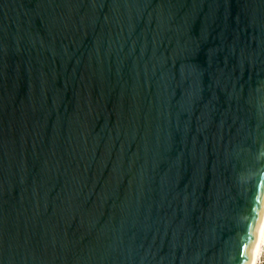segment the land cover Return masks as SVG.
Returning a JSON list of instances; mask_svg holds the SVG:
<instances>
[{
  "label": "water",
  "instance_id": "obj_1",
  "mask_svg": "<svg viewBox=\"0 0 264 264\" xmlns=\"http://www.w3.org/2000/svg\"><path fill=\"white\" fill-rule=\"evenodd\" d=\"M264 213V0H0V264H249Z\"/></svg>",
  "mask_w": 264,
  "mask_h": 264
},
{
  "label": "bare ground",
  "instance_id": "obj_2",
  "mask_svg": "<svg viewBox=\"0 0 264 264\" xmlns=\"http://www.w3.org/2000/svg\"><path fill=\"white\" fill-rule=\"evenodd\" d=\"M263 248H264V213L260 222L259 237L255 243L249 264H259V259Z\"/></svg>",
  "mask_w": 264,
  "mask_h": 264
},
{
  "label": "rangeland",
  "instance_id": "obj_3",
  "mask_svg": "<svg viewBox=\"0 0 264 264\" xmlns=\"http://www.w3.org/2000/svg\"><path fill=\"white\" fill-rule=\"evenodd\" d=\"M259 264H264V248H263L261 255H260Z\"/></svg>",
  "mask_w": 264,
  "mask_h": 264
}]
</instances>
